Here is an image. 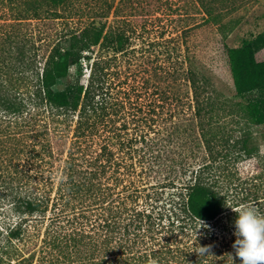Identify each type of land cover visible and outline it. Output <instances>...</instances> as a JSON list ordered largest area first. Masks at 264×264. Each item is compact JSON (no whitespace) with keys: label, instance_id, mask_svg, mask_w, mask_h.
<instances>
[{"label":"trees","instance_id":"1","mask_svg":"<svg viewBox=\"0 0 264 264\" xmlns=\"http://www.w3.org/2000/svg\"><path fill=\"white\" fill-rule=\"evenodd\" d=\"M0 1L16 23L63 24L46 47L36 27L0 34V198L9 213L0 217L15 218L0 226V264H232L228 254L241 264L233 209L264 215V63L253 50L223 37L208 44L198 33L208 17L161 43L157 84L146 69L129 82L138 50L121 0ZM160 187L168 208L156 211ZM209 245L205 256L193 251Z\"/></svg>","mask_w":264,"mask_h":264},{"label":"rangeland","instance_id":"2","mask_svg":"<svg viewBox=\"0 0 264 264\" xmlns=\"http://www.w3.org/2000/svg\"><path fill=\"white\" fill-rule=\"evenodd\" d=\"M114 1L115 4L118 3V0ZM119 5L122 19L132 28V46L138 50L136 52L138 60L131 61L129 66L126 64L129 82L136 81L133 79L135 75L133 69L135 72L146 69L148 74L152 71L151 81L157 84L158 78L154 77L152 80V77L155 70L153 67L158 68L160 64V51L163 49L161 43L164 40L167 42L164 44L167 45L176 43L183 29L199 24L208 17H211L212 21L205 27V31L198 32L208 37L206 40L208 44H213L215 40L221 41L223 37L224 43L230 48L249 46L253 50L255 61L264 63V0H121ZM15 16V11L7 3L0 1V34L9 33L17 28L28 34L36 27L46 34L44 47L51 44V29L53 28V31L54 28L63 26L58 20L16 23ZM218 26L220 31L216 32ZM158 54L159 59L154 57ZM168 63L167 65L171 67L173 62L170 59ZM82 71L85 73L86 69L82 68ZM212 71L219 78V89L222 94L226 97L232 96L227 72L215 65ZM74 73L77 74L76 70ZM257 140L264 142V126L260 128ZM151 182L154 183V180ZM168 193L167 188L155 189L153 206L156 211L168 208L166 204ZM6 210L4 201L0 198V212L7 215L9 213L5 214ZM14 220V217L1 216L0 226L3 227L2 224Z\"/></svg>","mask_w":264,"mask_h":264},{"label":"clouds","instance_id":"3","mask_svg":"<svg viewBox=\"0 0 264 264\" xmlns=\"http://www.w3.org/2000/svg\"><path fill=\"white\" fill-rule=\"evenodd\" d=\"M233 211L237 213L234 222L236 239L232 245L235 256L240 259L241 264H264V215L250 205H241ZM199 224V229L208 227L200 219ZM193 251L202 257L210 254L211 246H196ZM228 256L231 257L233 264L232 255Z\"/></svg>","mask_w":264,"mask_h":264}]
</instances>
